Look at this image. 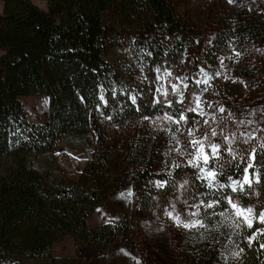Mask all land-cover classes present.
<instances>
[{
  "label": "trees",
  "instance_id": "16d2710c",
  "mask_svg": "<svg viewBox=\"0 0 264 264\" xmlns=\"http://www.w3.org/2000/svg\"><path fill=\"white\" fill-rule=\"evenodd\" d=\"M174 1L46 0V8H42L32 0H1L0 264H31L39 259L71 264L69 257L53 254L54 244L66 235L78 247H130L139 237L134 218L94 226L87 221L96 207L122 188H131L143 211L158 214L173 204L184 213L195 211L206 196L201 190L194 199L200 173L196 170L194 179L190 165L171 172L156 170L163 147L161 138L135 132L118 151L107 132L164 110L172 113L167 107L149 103L156 94L149 87L155 80V67L164 63L181 71L186 64L197 67L203 59L214 66L229 43L247 45L264 29V21L238 11L232 20V33L226 30L205 44L204 35L176 15ZM260 8L264 10L263 3ZM127 27L134 31L128 45L137 49L135 58L144 72L140 80L144 82H135L136 86L123 73L124 66L107 58L112 49L128 43L124 37ZM148 52L152 53L150 58L141 55ZM128 64L132 66L131 58ZM149 66L153 72L148 71ZM243 71L244 77L251 76ZM127 86L143 90L140 111L130 104L133 93H125ZM109 90L118 94L113 97ZM34 94L45 95L48 100L49 114L43 122L30 121L21 101V97ZM101 95L110 100L107 106ZM70 136L90 138L95 143L91 160L76 179L32 166L34 157L52 151ZM261 144L264 133L251 147L259 149ZM259 174L260 165L256 164L255 175ZM234 178L243 182L242 176ZM158 180L165 183L164 189L156 187ZM185 180L188 185L181 187ZM229 186L230 181L224 190H209L223 198L221 203L217 205L211 196L204 199L196 218L206 227L184 234L171 264H264V250L259 247L264 236L256 235V243H247L257 231L264 232V224L257 218L264 206V184L240 196L244 205L257 210L251 230L246 225L234 230L216 228L219 213L230 211L226 203ZM238 194L239 187L237 193H231L233 202H238ZM185 201L192 207L185 208ZM209 203L214 207L207 208ZM240 249L241 259L231 256Z\"/></svg>",
  "mask_w": 264,
  "mask_h": 264
},
{
  "label": "rangeland",
  "instance_id": "374dc122",
  "mask_svg": "<svg viewBox=\"0 0 264 264\" xmlns=\"http://www.w3.org/2000/svg\"><path fill=\"white\" fill-rule=\"evenodd\" d=\"M38 6L46 8V0H32ZM264 0H175L174 11L176 15L187 24L194 26L204 35L205 44H210L220 33L230 30L232 33V20L236 12L244 13L264 21V10L260 8ZM2 2L0 0V12ZM230 33V34H231ZM134 31L127 27L124 37L127 40L121 49H112L107 58L113 64L124 66L123 73L127 79L136 86L135 82L144 79L143 66L135 58L137 49L131 45ZM238 52L239 56L235 55ZM224 59L226 67L221 68L220 60ZM132 59V66L128 64ZM204 68L213 79L208 85L203 83L196 85L195 79L203 80L198 75V69ZM243 69L251 73L249 78L241 75ZM172 83L180 86L184 91L180 77L188 76L189 89H196L193 95H201L199 88H207L201 95V108L205 115L200 116L199 112L193 114L197 118L196 123H187L190 113H183L186 121L175 123L178 117L173 116L171 121L164 120L165 114L172 115L164 110L149 119L144 117L124 125L108 129V135L115 143L116 150H120L121 144L133 133L157 136L162 139V151L157 159L156 170L171 172L174 168L188 165V161L196 156L199 145L195 147L192 141H201L214 129L223 132L229 138L233 133L247 135L253 132L254 128H264L260 121L264 120V29L262 34L253 39L247 45H233L222 52L216 65H210L209 61L203 59L197 67L193 64H186L181 71L172 70ZM219 71V76H214ZM235 81V82H233ZM169 89L168 80L156 81V89L161 87ZM161 94L156 92L155 99H160ZM179 100V96L171 97ZM22 104L26 110L27 117L32 122H43L49 114L48 100L45 95L34 94L21 97ZM211 105V108L208 106ZM188 107H195L189 103ZM223 107L225 112L219 109ZM224 117V120H221ZM204 121L208 123L205 124ZM243 121L244 123H240ZM252 121V125H248ZM220 124L224 127L221 128ZM258 137L260 132H253ZM238 136L237 138H239ZM215 142V141H213ZM95 143L86 137L70 136L62 139L56 147L45 154L38 155L32 159V166L39 171H56L57 173L76 179L82 168L92 158ZM207 149V142H205ZM211 156L210 151L208 152ZM202 165V159L200 161ZM130 187L122 188L102 205L95 208L87 221L91 226L102 222L115 221L120 218H134L139 230V237L130 247L124 245H112L106 249L92 247H78L70 235H66L61 241L53 246V254L56 256H67L71 264H171L173 255L181 246L184 234L192 229H184L173 221L166 213L158 214L154 211H143L135 194L130 199L122 198L121 193H126ZM134 193V192H133ZM187 213H182L185 215ZM196 218V217H194ZM197 219V218H196ZM191 222V219H185ZM31 264H50L49 260H34Z\"/></svg>",
  "mask_w": 264,
  "mask_h": 264
},
{
  "label": "snow or ice",
  "instance_id": "6c2138e0",
  "mask_svg": "<svg viewBox=\"0 0 264 264\" xmlns=\"http://www.w3.org/2000/svg\"><path fill=\"white\" fill-rule=\"evenodd\" d=\"M229 3H232L233 0H228ZM142 56L145 58H150L152 56L151 52L142 53ZM235 55L239 56V53L236 52ZM231 57L223 58L220 60L221 68L226 67L224 64V59H230ZM171 67L170 64L162 63L160 66L154 68L155 72V80H153L149 87L152 92H158L161 94L160 99H155L153 101H149L150 104H155V106L163 108L167 107L172 110V115L165 114L163 116L164 120L171 121L173 116L178 117L175 123L179 124L181 121H186V117L183 113L187 112L190 114H195L197 111L200 116H204L205 113L201 108V95L207 91V88H199L198 91L201 95H193V91L196 89H189V84L185 83V81L189 80L190 77L184 76L180 77L181 84L183 85L184 91H181L180 86L176 83H172V80L175 79L173 77V72L167 71L166 69ZM143 71V68L141 69ZM149 72H153V68L151 66L148 67ZM198 75L204 77L203 80L195 79L194 83L196 85L204 84L208 85L209 81L213 79V76L209 75L204 68L198 69ZM221 73L219 71L215 72L214 76H219ZM149 78L146 76L145 80ZM167 79L170 85V91L167 88H164L161 84L159 89L154 87L155 81H163ZM144 81H139L143 83ZM235 82V81H233ZM111 95L115 97L118 92L115 90H109ZM125 93L132 92L133 94L130 97V104L134 107L135 110L140 111L143 107V97H142V89L137 86L136 89H133L131 86H127L124 88ZM151 94V93H150ZM179 96V100H173L171 97ZM100 100L104 102V105L107 106L110 103V100L106 99L104 95L100 96ZM189 103H194L195 107H188ZM140 105L139 108L136 106ZM211 108V105L208 106ZM221 113L225 112V109L221 107L219 109ZM261 115H264L262 113ZM111 119V117H107ZM144 119H149L148 116H144ZM221 120H224V117H221ZM187 123H196L195 119L192 117H188ZM207 124V121H204ZM240 123H244L241 121ZM248 125H252V121L247 122ZM261 124H264V120L260 121ZM220 127L223 128L224 125L220 124ZM253 132L264 133V128H254ZM253 132L248 133L247 135H243L241 133H233L232 137L224 135L223 132H218L214 129L211 131L209 135H206L201 141H192L193 146L199 145L197 149L196 156L189 160L187 163L193 169V177H196V170L200 173L199 182L196 185V192L193 193V197L199 194L201 190L206 193V196L200 200V204L196 206L195 211H190L185 215H182L183 209H178L175 204L171 206V210L166 214L179 226H182L184 229H194L201 228L204 229L206 227L205 223L201 219H196L194 217L199 216L201 212V208L204 205V199H207L208 196H211L215 203L218 205L222 201L221 198L216 197L215 191H209L210 189L215 188L216 191L224 190L226 188V182L230 181V186L228 188V199L226 201L227 205L230 206V211H221L219 213L220 220L216 225L217 229L223 230H234L240 229L242 225H246L247 229L251 230L254 228V216H257V210L254 206H246L243 204L240 196L248 195L252 192L253 187L256 185L264 184V144H261L259 149H253L251 145L256 140V136ZM16 133H13L15 135ZM240 136V139L237 137ZM215 141V142H213ZM226 141V143H225ZM205 142H207V149L205 147ZM223 146V147H222ZM226 149L227 151H224ZM210 151L211 156H209L208 152ZM237 153H240L237 156ZM202 159L203 165L201 166L200 161ZM251 161V162H249ZM260 165V174L259 176L255 175V165ZM182 166H178L180 168ZM250 173L252 175H250ZM236 176H242V183L239 179H235ZM188 180L184 181L185 185H188ZM169 185L174 186L173 181L168 182ZM165 183L160 182L159 180L156 182V187L159 189L165 188ZM239 187V194L237 196L238 202H233V198L231 193H237V188ZM133 191L129 189L126 193H121L120 196L122 198L130 199L133 196ZM185 208H191L192 206L185 201ZM214 205L212 203L207 204V208L211 209ZM261 209L258 212V222L264 224V206H261ZM234 210V214L233 211ZM185 219H191V222H185ZM260 235L264 236V232L257 231L253 234L247 241L248 244L256 243L255 236ZM261 250H264V243L259 245ZM243 249L240 251H232L231 256L241 259V253ZM137 264H140L137 261Z\"/></svg>",
  "mask_w": 264,
  "mask_h": 264
}]
</instances>
